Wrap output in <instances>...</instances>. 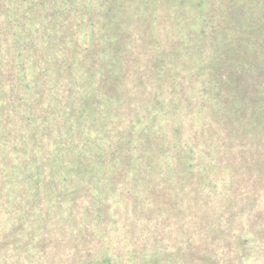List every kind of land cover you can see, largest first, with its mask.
<instances>
[{
    "label": "trees",
    "instance_id": "16d2710c",
    "mask_svg": "<svg viewBox=\"0 0 264 264\" xmlns=\"http://www.w3.org/2000/svg\"><path fill=\"white\" fill-rule=\"evenodd\" d=\"M0 264H264V0H0Z\"/></svg>",
    "mask_w": 264,
    "mask_h": 264
}]
</instances>
